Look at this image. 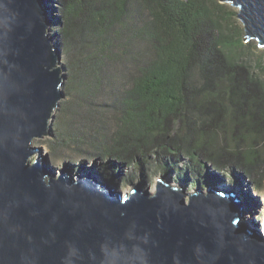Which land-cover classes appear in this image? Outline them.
<instances>
[{
    "label": "trees",
    "instance_id": "trees-1",
    "mask_svg": "<svg viewBox=\"0 0 264 264\" xmlns=\"http://www.w3.org/2000/svg\"><path fill=\"white\" fill-rule=\"evenodd\" d=\"M56 2L66 79L50 153L153 155L163 174L186 160L197 181L208 162L264 185V61L229 4Z\"/></svg>",
    "mask_w": 264,
    "mask_h": 264
},
{
    "label": "water",
    "instance_id": "water-1",
    "mask_svg": "<svg viewBox=\"0 0 264 264\" xmlns=\"http://www.w3.org/2000/svg\"><path fill=\"white\" fill-rule=\"evenodd\" d=\"M222 3L264 50V0ZM51 10L48 0H0V264H264L253 206L231 185L188 193L159 178L153 193L137 184L123 194L114 168L55 169L32 145L65 97ZM193 174L192 186L207 183Z\"/></svg>",
    "mask_w": 264,
    "mask_h": 264
},
{
    "label": "rangeland",
    "instance_id": "rangeland-1",
    "mask_svg": "<svg viewBox=\"0 0 264 264\" xmlns=\"http://www.w3.org/2000/svg\"><path fill=\"white\" fill-rule=\"evenodd\" d=\"M48 3H50L52 9L51 14L54 15V21L51 30L54 33H57V36L59 37V6L56 0H48ZM230 9L237 13L235 8L230 7ZM237 22L238 26L243 29V26L239 20H237ZM252 42L256 46L257 55H262L264 61V50L259 49L256 42ZM65 61V57L62 53L61 62L63 65H65ZM56 113L57 111L54 114L51 130L54 125ZM50 138V136H45L41 139H36L33 141L32 145L42 148L43 153L48 155L49 163L55 169L71 167L73 174L77 172L87 173L90 171L99 173L101 172V167L103 165L110 163V165L116 170L115 172L120 175V177L116 178V187L123 194L128 193L132 188V185L137 184H141L144 189L148 190L150 193H153L155 191V184L159 178H163L164 180L170 182L173 186L178 185L184 188V190L188 193H193V191L197 188L202 189L205 192L211 183L218 185H231L238 196L244 198L253 206L252 210H248V219L254 220L257 226L260 227V231L264 234V185L259 188L246 178L241 179L236 169L231 170L228 166H219L218 164L210 165V163L207 162L206 169L203 168L201 171L198 169L203 174V176H207L205 177L207 183L202 182L199 183L198 187H195L191 185L193 182L192 178L194 176V174H192L193 167L190 166V163L186 160H179V162L175 163V166L170 164L172 165L170 172L163 174L161 172L162 170L157 169L156 165L158 164V161H156L157 158L153 155L147 160H140L129 159L126 156L120 154H110L111 156L97 153L87 154L68 149L59 150L56 153H50L45 142ZM84 150L85 148L82 149V151ZM179 168H186L187 175L185 177L176 179L174 177L175 171L173 169L178 170ZM231 172H233L235 176H233ZM235 177L236 180L239 181H235ZM209 179L212 181L209 182Z\"/></svg>",
    "mask_w": 264,
    "mask_h": 264
}]
</instances>
